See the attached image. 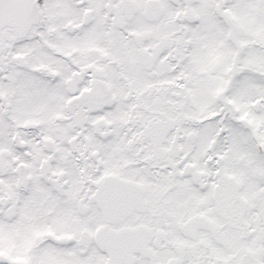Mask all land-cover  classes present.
Here are the masks:
<instances>
[{
	"label": "snow or ice",
	"instance_id": "obj_1",
	"mask_svg": "<svg viewBox=\"0 0 264 264\" xmlns=\"http://www.w3.org/2000/svg\"><path fill=\"white\" fill-rule=\"evenodd\" d=\"M0 264H264V0H0Z\"/></svg>",
	"mask_w": 264,
	"mask_h": 264
}]
</instances>
